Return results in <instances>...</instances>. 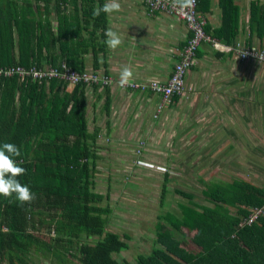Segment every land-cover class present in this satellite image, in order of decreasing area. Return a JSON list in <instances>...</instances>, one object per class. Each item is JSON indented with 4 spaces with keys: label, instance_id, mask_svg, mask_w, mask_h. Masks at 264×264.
Instances as JSON below:
<instances>
[{
    "label": "trees",
    "instance_id": "16d2710c",
    "mask_svg": "<svg viewBox=\"0 0 264 264\" xmlns=\"http://www.w3.org/2000/svg\"><path fill=\"white\" fill-rule=\"evenodd\" d=\"M5 3L0 0V66L43 69L48 30L41 37L43 27L31 9L23 8L28 11L24 17L17 2L10 1L7 11ZM225 37L232 44L235 34ZM68 87L57 80L0 77V146L12 143L20 149L15 159L26 174L18 179L36 197L21 203L15 194L0 196V264H42V259L49 264H129L114 258L128 249L129 236L123 240L108 230L110 192L96 190L103 147L99 132L88 130V85H75L71 92ZM206 184L202 193L210 205L188 200L178 205V214L158 215L154 243L160 247L139 256L137 264H264V216L242 225L252 208L264 205V190L241 179ZM190 241L198 249L190 251Z\"/></svg>",
    "mask_w": 264,
    "mask_h": 264
},
{
    "label": "crops",
    "instance_id": "0c3cea01",
    "mask_svg": "<svg viewBox=\"0 0 264 264\" xmlns=\"http://www.w3.org/2000/svg\"><path fill=\"white\" fill-rule=\"evenodd\" d=\"M10 1L19 4L21 9L17 12L24 17L28 12L23 11L25 7L35 13L43 27L41 37L44 30L49 32L45 37L47 47L42 50L43 68L73 61L78 71L112 77L111 87L86 88L88 130L99 132V146L119 144L122 139L134 144L136 141L129 139L147 137L149 129L158 130L168 122V115L176 117L180 108L186 121L184 136L192 137L186 132L196 125L206 130L202 144L206 149L214 146L217 158L236 154L238 147L250 157L261 154L258 148L264 146L261 63L241 61L235 52L219 51L203 43L188 73L183 95L175 96L171 104L158 112L161 97L149 91L121 88V74L129 67L132 76L127 82L166 83L192 35L181 20L167 13H152L148 0H117L119 11L101 12L99 16L93 15V9L109 0H49L48 4L46 0H6L3 5L6 11ZM198 14L205 21L207 34L221 44L242 43L264 50V0H199ZM109 29L121 40L115 48L106 44L105 32ZM216 33L223 39L217 38ZM227 34H235L232 44L225 43ZM52 39L54 44L49 46ZM34 44V53L39 54L36 41ZM14 53L15 60H20L18 47ZM35 59L36 55L31 56L32 63H36ZM73 88L69 86L68 92ZM212 150H206L205 154Z\"/></svg>",
    "mask_w": 264,
    "mask_h": 264
},
{
    "label": "rangeland",
    "instance_id": "374dc122",
    "mask_svg": "<svg viewBox=\"0 0 264 264\" xmlns=\"http://www.w3.org/2000/svg\"><path fill=\"white\" fill-rule=\"evenodd\" d=\"M168 117V122L163 120L166 124L159 125L158 130L149 129L147 137L129 139L136 141L134 144L122 139L119 144L102 146L103 160L98 162L95 181L99 193L110 192L113 214L108 230L119 234L123 240L125 234L129 236L125 240L128 249L114 254L118 261L137 264L139 256L147 257L160 247L154 243L158 215L178 214V205L188 200L210 205L202 193L206 183H232L241 179L264 190V146L258 147L261 154L253 157L238 147L236 154L220 159L213 154L214 146L206 149L202 144L206 130L195 124L196 127L186 132L192 137L184 136V110L179 108L176 117ZM210 149H213L209 152L213 154L211 157L205 154ZM231 213L236 211L231 210ZM42 235L47 237L46 232ZM196 249L190 241L189 250ZM42 262L50 263L44 259Z\"/></svg>",
    "mask_w": 264,
    "mask_h": 264
},
{
    "label": "built area",
    "instance_id": "2783aa9c",
    "mask_svg": "<svg viewBox=\"0 0 264 264\" xmlns=\"http://www.w3.org/2000/svg\"><path fill=\"white\" fill-rule=\"evenodd\" d=\"M199 0H195L194 7L182 9L173 0H148V8L152 13H167L181 20L192 33L191 38L184 46L179 61L175 64L174 71L166 83L157 81L137 83L127 82L121 88L132 90L149 91L161 97L158 105V112H161L166 105L171 104L175 96L183 95L186 87V79L189 71L196 63L197 52L203 43H208L216 50L223 52H235L241 61H256L264 65V50L256 46H245L237 43L235 46H227L208 35L205 30V21L198 14ZM19 75L23 80L32 77L39 82L57 80L75 86L85 84L88 86L111 87L114 84L112 77L88 71H78L70 67L66 62L59 66L46 67L43 69H25L20 66L0 67L1 78H11ZM264 215V205L252 209L250 215L244 219L242 225L251 226Z\"/></svg>",
    "mask_w": 264,
    "mask_h": 264
},
{
    "label": "clouds",
    "instance_id": "9594fccd",
    "mask_svg": "<svg viewBox=\"0 0 264 264\" xmlns=\"http://www.w3.org/2000/svg\"><path fill=\"white\" fill-rule=\"evenodd\" d=\"M175 2L179 4L182 9H191L195 4V0H175ZM119 10L120 4L117 2V0H109V2L104 4L102 7H95L93 9V15L99 16L101 12L111 13ZM105 35L108 37L106 44L109 47L115 48L121 43L117 33L111 31V29L107 30ZM131 76V69L129 67H125L121 74V86H124L127 83L128 78ZM20 155V149L12 143H4L2 146H0V196L10 198L13 194H15L17 200L21 203H31L35 200V195L27 185L21 184L18 179V177L26 174V169L19 166L15 159Z\"/></svg>",
    "mask_w": 264,
    "mask_h": 264
}]
</instances>
